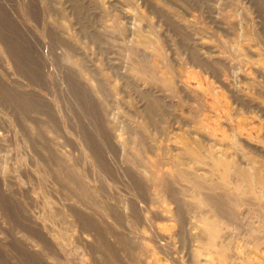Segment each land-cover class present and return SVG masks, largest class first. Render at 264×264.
I'll list each match as a JSON object with an SVG mask.
<instances>
[{
	"label": "rangeland",
	"instance_id": "1",
	"mask_svg": "<svg viewBox=\"0 0 264 264\" xmlns=\"http://www.w3.org/2000/svg\"><path fill=\"white\" fill-rule=\"evenodd\" d=\"M0 264H264V0H0Z\"/></svg>",
	"mask_w": 264,
	"mask_h": 264
}]
</instances>
